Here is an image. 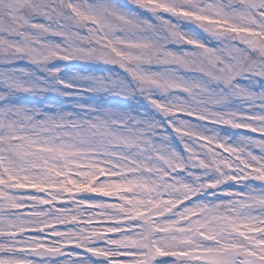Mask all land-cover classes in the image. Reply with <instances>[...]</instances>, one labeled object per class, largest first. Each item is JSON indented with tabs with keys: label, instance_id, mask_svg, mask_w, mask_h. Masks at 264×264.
Returning a JSON list of instances; mask_svg holds the SVG:
<instances>
[{
	"label": "snow or ice",
	"instance_id": "obj_1",
	"mask_svg": "<svg viewBox=\"0 0 264 264\" xmlns=\"http://www.w3.org/2000/svg\"><path fill=\"white\" fill-rule=\"evenodd\" d=\"M0 264H264V0H0Z\"/></svg>",
	"mask_w": 264,
	"mask_h": 264
}]
</instances>
